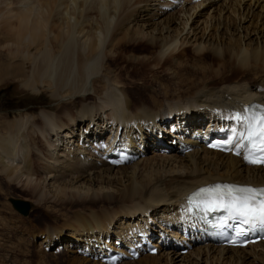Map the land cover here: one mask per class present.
<instances>
[{
	"label": "bare ground",
	"instance_id": "6f19581e",
	"mask_svg": "<svg viewBox=\"0 0 264 264\" xmlns=\"http://www.w3.org/2000/svg\"><path fill=\"white\" fill-rule=\"evenodd\" d=\"M176 1L178 5L171 0H22L2 27L7 39L1 45L6 54H0V79L29 74L24 89L38 94L46 87L63 104L78 101L38 117L21 116L1 128L6 132L0 131V176L26 190L40 206L57 198L69 203L74 197L107 203L119 198L123 203L112 216L86 220L78 215L75 228L31 235L41 238L40 247L81 252L72 264H92L89 253L128 257L118 244L131 245L143 230L158 239V254L126 258L123 264H264V242L243 249L199 243L187 254L175 244V239L185 240L180 229L192 192L225 182L264 186L263 167L247 164L243 156L209 150L201 139L233 112L264 105V0ZM174 8L180 10L172 12ZM204 16L203 36L191 41ZM209 27L217 30L216 36L206 35ZM143 41L161 54L188 44L220 48L227 60L215 71L200 70L202 88L193 98L181 99L190 102L159 109L133 105L118 77L107 72L121 50ZM148 60L146 55L134 58ZM90 92L98 93L95 103L88 102ZM208 123L213 125L205 127ZM126 150L143 160L117 158ZM150 150L152 159H146ZM146 163L152 173L146 174ZM23 228L24 223L12 233Z\"/></svg>",
	"mask_w": 264,
	"mask_h": 264
},
{
	"label": "rangeland",
	"instance_id": "374dc122",
	"mask_svg": "<svg viewBox=\"0 0 264 264\" xmlns=\"http://www.w3.org/2000/svg\"><path fill=\"white\" fill-rule=\"evenodd\" d=\"M20 2H22V0H0V54H6L2 46H4L3 43H5L7 37L4 35L2 27L6 21L7 23L10 22L8 21L12 16L10 11H13V8L15 10V7H18V3ZM182 3L184 5V2ZM179 10L180 8H174L172 12H178ZM92 13L95 14L94 12ZM186 18H188V16H184V19ZM207 18V16H204L201 18L199 25L195 26V28L199 27L196 32L197 38H195V36L193 37V32L191 31V35L189 36L193 37L191 41L199 40L200 37L203 36V23L206 22ZM14 22L17 23V21ZM253 22L257 23L261 21L253 20ZM191 23L192 22H190V24ZM210 28L211 27H209L206 35L210 33L216 36L217 30ZM166 36L167 34L164 37ZM243 36L244 34H242V37ZM242 41L244 40L242 39ZM124 42L126 43L129 41L127 39ZM121 52L120 57L114 63H111V70L107 72L108 76L110 75V77H114L115 74L114 79L116 76L118 77L116 79H118L119 82L121 81L120 84L129 94L132 104L135 103L136 105L138 103H143L148 107L155 109L190 102L189 100H182L193 98L202 88L199 85L201 76L203 75V72L201 71H203V69L205 72L215 71L220 62L227 60L226 54L222 53L220 48L198 49L197 46L191 44H188V46H182V48L178 46L176 49L172 48L171 51L168 50L165 54H161L159 49L156 47L152 48L146 41H143L138 42L135 46L128 45L121 50ZM123 52L125 53L123 54ZM141 54L149 57V60L146 61L149 63L134 61L135 57H142L143 55ZM24 68H26V65ZM206 69L210 70L207 71ZM25 71L29 72V70ZM246 71L247 68L245 69V72ZM30 77L31 75L28 74L26 77L24 76L20 79H11V76L8 74L0 79V129L5 128L8 123L11 124L18 119L20 120L21 116L38 117L42 111L53 110L55 112L64 104L70 108L77 105L74 104L78 101V99L75 98L68 102H64V104L62 103L64 100L62 101L57 100V98H52L51 92H48L46 87L40 89L41 94H39L40 92L35 94L33 93V90L24 89L23 83ZM208 79H211V77ZM100 85H103V83ZM102 91L98 93L101 94ZM98 93L95 94V92H90L89 94H93V97L90 95L88 102L95 103ZM172 99L179 100L180 102L176 103L175 101H172ZM0 131H2V134L6 132L2 129ZM79 134L80 132H78V135ZM79 138L80 137H76L75 139L78 140ZM152 156L153 153L152 150H150L148 154L145 155V158L152 159ZM142 160L140 158L137 161ZM150 161L152 162V160ZM154 161L155 160H153V162ZM145 165L146 166L143 165L144 169L145 171H148L146 174L152 173V169L147 166L148 163ZM67 180H69V178H67ZM12 199L30 203L31 209L29 214L23 216L15 210L10 202ZM61 199H51L44 205L41 204L40 206V203L38 204L30 193L23 188L21 189L15 185H11V183H8L0 176V264H72L77 256V258H80L81 256L78 255L76 251L73 250L70 252L63 250L62 247L57 245L51 250L49 248L46 249L45 246L40 247L41 238L37 237L33 239V237L31 238V235L51 231V228H65L66 225L72 226L71 228L66 226L65 229H72V227L75 228L74 224L80 222L76 221L75 218L78 215H82V218H85L86 220H89L92 216H101L104 213H111L110 215L112 216L119 213L121 211L120 208L123 207V205H121L123 203L118 200L119 198H117V202L113 201V203H107L101 198L96 200V202H91L89 199L88 201L87 199L79 200V198L76 197L75 199L74 197L73 201L69 203L62 202ZM124 203L125 205L129 204L128 202ZM88 213H91L92 215ZM22 223H24L25 228H23L21 232L17 231L13 234L12 230L20 229ZM79 227V225H76V228ZM66 233H68V231ZM93 263L95 262L93 261ZM250 263V261H246V264ZM162 264L167 263L163 262ZM255 264L259 263L256 262Z\"/></svg>",
	"mask_w": 264,
	"mask_h": 264
},
{
	"label": "snow or ice",
	"instance_id": "6c2138e0",
	"mask_svg": "<svg viewBox=\"0 0 264 264\" xmlns=\"http://www.w3.org/2000/svg\"><path fill=\"white\" fill-rule=\"evenodd\" d=\"M230 118L235 127L226 141L228 150L235 149L251 165L264 166V105L246 106ZM188 202L205 213H225L226 220L234 222L237 236L245 235L241 226H264V186L216 183L198 189Z\"/></svg>",
	"mask_w": 264,
	"mask_h": 264
},
{
	"label": "water",
	"instance_id": "95a60500",
	"mask_svg": "<svg viewBox=\"0 0 264 264\" xmlns=\"http://www.w3.org/2000/svg\"><path fill=\"white\" fill-rule=\"evenodd\" d=\"M10 202L13 204L14 208L23 216H27L30 212L31 205L28 202L21 201V200H15L13 199Z\"/></svg>",
	"mask_w": 264,
	"mask_h": 264
}]
</instances>
